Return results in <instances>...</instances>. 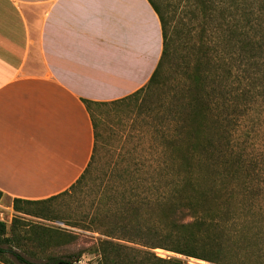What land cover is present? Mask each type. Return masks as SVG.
I'll use <instances>...</instances> for the list:
<instances>
[{
    "label": "trees",
    "instance_id": "obj_1",
    "mask_svg": "<svg viewBox=\"0 0 264 264\" xmlns=\"http://www.w3.org/2000/svg\"><path fill=\"white\" fill-rule=\"evenodd\" d=\"M149 2L163 45L148 81L116 100H84L94 135L84 171L57 195L13 198V209L47 215L53 200L92 181L98 138L92 107L121 103L143 116L154 150L146 159L132 156L133 167L109 168L92 214L67 222L100 234L89 248L94 264H188L155 248L215 264H264V0H190L173 28L174 15ZM27 225L14 219L7 230L0 221L4 264H38L24 254L40 259L45 248L78 239L68 230ZM81 253L46 254L45 261L73 264Z\"/></svg>",
    "mask_w": 264,
    "mask_h": 264
},
{
    "label": "crops",
    "instance_id": "obj_2",
    "mask_svg": "<svg viewBox=\"0 0 264 264\" xmlns=\"http://www.w3.org/2000/svg\"><path fill=\"white\" fill-rule=\"evenodd\" d=\"M149 0H0V191L39 200L69 188L94 144L84 100L146 84L162 51Z\"/></svg>",
    "mask_w": 264,
    "mask_h": 264
},
{
    "label": "rangeland",
    "instance_id": "obj_3",
    "mask_svg": "<svg viewBox=\"0 0 264 264\" xmlns=\"http://www.w3.org/2000/svg\"><path fill=\"white\" fill-rule=\"evenodd\" d=\"M164 9L168 10V18L173 17L170 21V28H173L179 21L178 18L188 12L191 3L190 0H155ZM188 19L186 18L187 22ZM93 116L97 121L98 138L96 141L95 161L92 165V181L90 180L82 188L77 191L72 197L63 195L53 200L47 210V215L35 216L18 212L13 209L10 199L3 197L0 200V217L4 220L7 230L11 228L14 219H19L24 224H37L49 228H58L60 230H68L78 235V239L71 245L60 246L57 248H45L41 253L40 259H33L24 254L27 259L38 264H47L45 261L46 254H55L56 256L63 257L66 254L74 256L77 252L81 251L78 260L73 264H94L95 254L89 249L95 242L100 234L79 228L76 226L67 225V222H79L81 215L84 213L92 214L93 211V198L96 195V190L102 188L105 183L106 176L109 173V168L114 165L117 170L126 168L131 164L130 158L146 159L150 156L151 132L141 126V117L130 107H125L119 103L116 105H98L92 107ZM154 150V148H152ZM130 167H133L130 165ZM142 167V166H141ZM146 167L143 166V169ZM101 184V186H100ZM30 209L36 208L35 205H28ZM39 207V206H37ZM69 224V223H68ZM13 250H17L14 249ZM154 252H162L168 254L166 257H177L184 261L198 260L195 258H188L170 251L160 248L153 249ZM19 252V251H18ZM21 252V251H20ZM162 258L165 256L158 255ZM8 257L16 262L10 255ZM0 264H4L0 261ZM16 264H18L16 262ZM188 264H192L189 263Z\"/></svg>",
    "mask_w": 264,
    "mask_h": 264
},
{
    "label": "built area",
    "instance_id": "obj_4",
    "mask_svg": "<svg viewBox=\"0 0 264 264\" xmlns=\"http://www.w3.org/2000/svg\"><path fill=\"white\" fill-rule=\"evenodd\" d=\"M0 221H4L3 219H2V217H0ZM157 255H163V256H167L168 254H164V253H162V252H155ZM189 263H192V264H215V263H211V262H207V261H202V260H193V261H188Z\"/></svg>",
    "mask_w": 264,
    "mask_h": 264
}]
</instances>
